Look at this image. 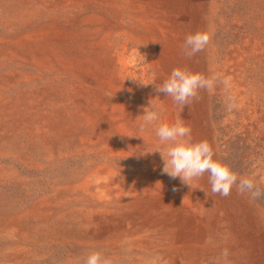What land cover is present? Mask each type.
<instances>
[{
  "label": "bare ground",
  "instance_id": "obj_1",
  "mask_svg": "<svg viewBox=\"0 0 264 264\" xmlns=\"http://www.w3.org/2000/svg\"><path fill=\"white\" fill-rule=\"evenodd\" d=\"M61 1L68 11L70 8L76 9L69 12L76 27L66 29L52 25L34 30L13 41H6L9 43L6 50L19 46L26 48L30 56L37 57V64L41 68L58 66L71 76H80L83 84L104 81V77H97L107 75L109 71L106 68L112 70L115 67L120 75L117 77L119 85H112L113 92H138L137 101L134 100V104L128 107L136 108L138 112L148 105L139 103L141 89L123 84L121 76H126L127 70L116 67V64L127 67V51H111L112 32L108 28H115L117 22L122 23L126 18L132 20L136 17L135 21L149 34L145 38L152 45L150 61L157 73L155 84L162 83L173 68L198 73L203 72L208 64L207 44L189 56L184 50V40L188 34L207 32L208 16L214 9L212 0H129L136 5L132 7L133 11L127 0ZM75 41H79L80 45L73 48ZM34 44L38 49L41 46L49 49L44 55L43 51L34 50ZM98 46L102 47L100 53L97 52ZM101 53L111 56L115 64L111 62L112 66L109 67L106 58L100 57ZM42 55L44 58L39 60L38 56ZM32 98L34 102L23 100L16 102V106L6 98L1 99L0 128L3 133L13 130L19 135H29L30 142L40 144L49 156L48 160H51L54 148L60 142L66 144L68 137L73 136L71 131H76V125L74 122H64L61 127L66 135L56 136L62 128L54 135L51 120L54 118L42 116L38 96ZM153 98L150 100H158L157 97ZM101 99L102 103L108 100L106 96ZM169 99L160 104L162 112L167 114L165 121L175 124L179 115L182 123L191 130L192 142L207 141L214 153V129L207 105L208 89H199L197 97L183 106L172 97ZM121 105L125 104L106 110L111 109L106 117L109 135L78 138V154L95 152L98 158L105 157L106 161L103 159V162L96 163V167L90 168L80 181L69 183L52 196L40 200V216L47 214L43 208L48 211L49 208L65 205L70 210L69 215H82V221H77L79 227L73 231L71 228L70 231H63L59 227L53 234H48L49 240L78 245L89 252L99 248L101 255L110 260L125 258V264H150L153 258L157 264H264V210L241 192L236 184L227 196L213 193L208 173L196 177L194 183L188 180L189 185L180 178L165 177L162 172L163 160L157 151L165 150L162 144L144 133L153 121L147 122L144 130H132L128 123H123L127 106ZM116 159H126L135 168L126 170L125 175L114 166ZM24 161L26 164L40 165L27 154ZM129 181L132 182L124 183ZM80 196L88 202L77 205L83 200L78 199ZM119 200L120 204L116 205ZM90 202L98 204L92 205ZM72 205L74 207L70 209ZM20 220L4 218L0 221L2 230L7 234L12 230L22 233ZM224 250H227V257L223 255Z\"/></svg>",
  "mask_w": 264,
  "mask_h": 264
},
{
  "label": "rangeland",
  "instance_id": "obj_2",
  "mask_svg": "<svg viewBox=\"0 0 264 264\" xmlns=\"http://www.w3.org/2000/svg\"><path fill=\"white\" fill-rule=\"evenodd\" d=\"M130 1L127 0L133 11L132 7L136 5ZM212 1L214 12L211 11L208 16L207 27L210 37L206 47L208 64L203 72L198 73L213 80V86L208 89L207 105L214 129V157L236 173L238 181L240 177L253 180L260 189V195L253 197L247 191L243 193L264 210V0ZM66 7L61 0H0V100L6 98L15 105L23 100L34 102L32 97L38 96L42 116L54 118L51 119L54 135L64 122H74L76 125V131L70 132L73 136L68 137L66 144L60 142L54 148L51 160H48L49 156L40 144L30 142L29 135H19L13 130L3 133L0 128V221L6 217L21 218L22 227V233L11 229L7 234L0 222V264H84L90 250L84 251L78 245H67L61 241L53 243L48 235L53 234L55 229L59 230V227L63 231L70 228L73 231L79 227L77 221H82V215H69L70 210L65 205L49 208L48 211L43 208L47 214L40 216V200L52 196V193L69 183L80 181L90 168L96 167L103 159L106 161L105 157L98 158L95 152L78 154V138L109 135L106 117L114 105L127 106L123 123H128L132 130L146 128L147 122L139 116L143 114V108L141 112L136 108L128 109L134 100L137 101L138 92H113L112 85H119L117 77L120 73L117 68H106L108 74L97 77H104V81L83 84L80 76H71L58 66L41 68L37 64V57L30 56L26 48L19 46L6 50L9 44L6 41H13L34 30L52 25L66 29L76 27L69 13L76 9L70 8L68 11ZM134 18H126L122 23L117 22L115 28H108L112 32L110 48L119 53L127 51V67L118 63L116 67L127 70L126 76H121L125 86L134 85L141 89L143 96L139 103L147 106L150 99L158 98L151 101L149 109L154 107L158 118L144 133L162 144L161 147L166 151L165 147L171 142L162 143L155 130L160 123L166 122L164 116L167 114L162 112L160 104L170 100L171 96L155 90L157 73L150 61L152 45L145 38L149 34ZM78 44L80 42L75 41L73 48ZM98 47L97 52L100 53L102 47ZM33 48L43 51L44 55L49 49L42 46L38 49L36 44ZM44 55L38 56L39 60ZM100 57L106 58L109 67L115 64L111 56L101 53ZM102 96L108 98L106 103H102ZM108 108L111 109L107 112ZM177 117L176 123H182L179 115ZM64 130L62 128L56 136L66 135ZM25 154L40 165L26 164ZM59 154H62L61 157ZM133 165L126 159H116L114 162V166L125 175L126 170L135 168ZM165 177L171 178L166 173ZM195 178L190 179L192 183ZM78 199L83 200L77 205L88 202L82 196ZM120 202L116 201V205ZM73 207L70 206V209ZM98 249L92 252H100ZM101 258L106 256L101 255ZM107 259L111 264H125V258L118 261ZM150 262L157 264L154 258Z\"/></svg>",
  "mask_w": 264,
  "mask_h": 264
},
{
  "label": "clouds",
  "instance_id": "obj_3",
  "mask_svg": "<svg viewBox=\"0 0 264 264\" xmlns=\"http://www.w3.org/2000/svg\"><path fill=\"white\" fill-rule=\"evenodd\" d=\"M209 39L207 32L197 31L188 34L184 40L186 54L191 56L199 52ZM225 84H227L226 80ZM212 86V79L180 67L173 68L162 83L155 84L157 92L171 96L181 106L197 97L199 89H210ZM150 106L151 100L149 105L143 108V114L139 115L143 117L144 122L158 118L154 107L149 110ZM190 131L188 126L180 122L175 124L163 122L156 128V136L162 143L171 142L167 145L166 151L157 150L163 160L162 171L172 178L179 177L186 184L188 180L208 173L211 191L227 196L232 186L237 184V174L226 164L213 158V150L207 141L192 142ZM237 186L241 192L247 191L253 197L260 195V189L248 177H240ZM227 254V250H224L223 255L227 257ZM84 264H111V262L107 258L102 259L100 252L93 251L87 256Z\"/></svg>",
  "mask_w": 264,
  "mask_h": 264
}]
</instances>
